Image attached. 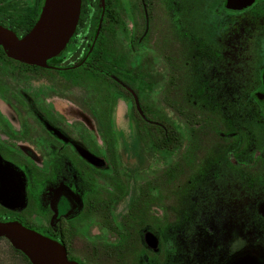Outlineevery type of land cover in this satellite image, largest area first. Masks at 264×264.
Listing matches in <instances>:
<instances>
[{"label": "flooded vegetation", "instance_id": "flooded-vegetation-1", "mask_svg": "<svg viewBox=\"0 0 264 264\" xmlns=\"http://www.w3.org/2000/svg\"><path fill=\"white\" fill-rule=\"evenodd\" d=\"M0 221L78 264H264V0H83L46 66L0 46Z\"/></svg>", "mask_w": 264, "mask_h": 264}, {"label": "water", "instance_id": "water-1", "mask_svg": "<svg viewBox=\"0 0 264 264\" xmlns=\"http://www.w3.org/2000/svg\"><path fill=\"white\" fill-rule=\"evenodd\" d=\"M83 0H45L32 31L23 38L0 24V46L7 55L26 64L46 66L69 43L80 20ZM0 239L25 255L31 264H78L69 260L57 241L18 222L0 221Z\"/></svg>", "mask_w": 264, "mask_h": 264}, {"label": "rangeland", "instance_id": "rangeland-1", "mask_svg": "<svg viewBox=\"0 0 264 264\" xmlns=\"http://www.w3.org/2000/svg\"><path fill=\"white\" fill-rule=\"evenodd\" d=\"M0 264H29L26 259L5 240H0Z\"/></svg>", "mask_w": 264, "mask_h": 264}, {"label": "trees", "instance_id": "trees-1", "mask_svg": "<svg viewBox=\"0 0 264 264\" xmlns=\"http://www.w3.org/2000/svg\"><path fill=\"white\" fill-rule=\"evenodd\" d=\"M1 240V239H0ZM17 253H19V254H21L25 259H26V261L29 263V264H31L30 263V261L28 260V258L25 256V255H23L21 252H19V251H17V250H15Z\"/></svg>", "mask_w": 264, "mask_h": 264}, {"label": "bare ground", "instance_id": "bare-ground-1", "mask_svg": "<svg viewBox=\"0 0 264 264\" xmlns=\"http://www.w3.org/2000/svg\"><path fill=\"white\" fill-rule=\"evenodd\" d=\"M122 115V114H121ZM117 119V118H116Z\"/></svg>", "mask_w": 264, "mask_h": 264}]
</instances>
